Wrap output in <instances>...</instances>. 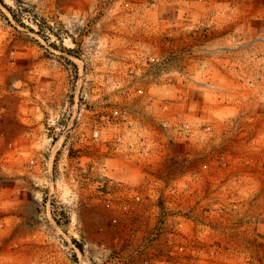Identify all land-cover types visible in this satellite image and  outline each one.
<instances>
[{"label": "rangeland", "instance_id": "374dc122", "mask_svg": "<svg viewBox=\"0 0 264 264\" xmlns=\"http://www.w3.org/2000/svg\"><path fill=\"white\" fill-rule=\"evenodd\" d=\"M0 1V264H264V0Z\"/></svg>", "mask_w": 264, "mask_h": 264}, {"label": "trees", "instance_id": "16d2710c", "mask_svg": "<svg viewBox=\"0 0 264 264\" xmlns=\"http://www.w3.org/2000/svg\"><path fill=\"white\" fill-rule=\"evenodd\" d=\"M0 3H1V1H0Z\"/></svg>", "mask_w": 264, "mask_h": 264}]
</instances>
